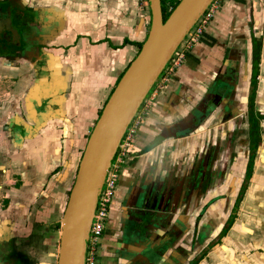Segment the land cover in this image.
I'll use <instances>...</instances> for the list:
<instances>
[{
	"label": "crops",
	"instance_id": "1",
	"mask_svg": "<svg viewBox=\"0 0 264 264\" xmlns=\"http://www.w3.org/2000/svg\"><path fill=\"white\" fill-rule=\"evenodd\" d=\"M12 1L31 17L23 45L42 54L0 58V72L15 80L12 100L0 106V264H58L83 152L148 37L151 9L149 0ZM212 7L183 64L149 96L122 157L96 264H264V145L253 156L249 139L234 138L226 162L233 140L226 130L248 104L262 117L264 143V0H215ZM197 159L203 170L187 187ZM233 212L227 234L210 246Z\"/></svg>",
	"mask_w": 264,
	"mask_h": 264
},
{
	"label": "water",
	"instance_id": "2",
	"mask_svg": "<svg viewBox=\"0 0 264 264\" xmlns=\"http://www.w3.org/2000/svg\"><path fill=\"white\" fill-rule=\"evenodd\" d=\"M214 1L181 0L164 19L162 0H149L148 37L104 107L83 152L63 219L58 264L87 263L94 214L123 138L167 64ZM5 3L6 9L0 11V40L21 46L32 34L31 17L18 14L12 0ZM201 163L198 159L191 163L185 186L201 170ZM183 184H178L180 192ZM170 191L174 196V185Z\"/></svg>",
	"mask_w": 264,
	"mask_h": 264
},
{
	"label": "built area",
	"instance_id": "3",
	"mask_svg": "<svg viewBox=\"0 0 264 264\" xmlns=\"http://www.w3.org/2000/svg\"><path fill=\"white\" fill-rule=\"evenodd\" d=\"M213 4L207 9V11L199 19V21L193 27L189 35L186 37V39L177 49V51L175 52V54L173 55V57L167 64L166 68L164 69L163 73L161 74L160 78L155 83L152 89L153 91L158 81L161 78L164 80L169 79L176 72V70L183 64L185 57H186V52L198 42L200 35L205 30V28L209 25L212 15H213V9H212ZM152 90L151 92H153ZM150 94L148 95L144 103L142 104L140 110L138 111L131 125L129 126L123 138V141L119 147L117 155L113 161V164L108 172L107 178L105 180L103 189L99 197L98 205H97L94 218H93V222H92L90 237L88 241V252H87V263L86 264H96L95 255H96L97 245L100 239L102 238L103 233L106 229V224L109 218L111 204L115 196L116 189L118 187L119 177L121 174L122 161L120 159V153L122 150L121 155H124L125 150H127L128 146L132 143V141L134 140L137 134V131L141 127L143 119H144V110L145 112H147L148 106H149L148 104L153 99L149 97ZM91 251H93L92 261H90V258H89Z\"/></svg>",
	"mask_w": 264,
	"mask_h": 264
},
{
	"label": "rangeland",
	"instance_id": "4",
	"mask_svg": "<svg viewBox=\"0 0 264 264\" xmlns=\"http://www.w3.org/2000/svg\"><path fill=\"white\" fill-rule=\"evenodd\" d=\"M177 0H162V4L163 6H165L166 8H168V10H171L173 5L175 4L174 2H176ZM4 60H6L4 58ZM7 73L8 76H4V74ZM12 73H9V72H0V106H2L4 103L12 100V95H13V90H14V87H13V82L15 81L13 78H11ZM216 99H219V97H216ZM226 100V99H225ZM227 108V107H226ZM242 108H244V106H242ZM214 113V112H213ZM246 115H238V118H237V122L236 124H232V130L231 131H228V129L226 130V134L229 136V140H232V142L230 143V146L227 147L228 148V157L226 158V162L227 161H230L232 160L233 158V154H234V148H235V145H234V138L236 139H241V140H248L249 139V134H248V124L246 122V118H245ZM228 124V123H227ZM222 130H220V136H224L225 134L222 133ZM234 133V136L231 138V133ZM261 142V141H260ZM258 144L259 147H261L262 145H264L263 142H261ZM212 146V145H211ZM212 149H214L213 147L211 149H209V151H212ZM243 150V149H242ZM240 151V150H239ZM122 154V150H121V153H120V159L123 163V156L125 155V152H124V155H121ZM202 166V165H201ZM212 167V166H211ZM203 170V166L201 167V170L199 172H201ZM244 194L242 195V198H243ZM241 202H239L240 204ZM239 206V205H238ZM236 211L239 209V207H236ZM235 222V220H234ZM216 233V231H215ZM227 234V233H226ZM220 235V233L218 234ZM216 236L211 242L210 246H212L213 244L215 243H218L220 237L219 236ZM222 238V237H221ZM89 258H90V261L93 260V251L90 252V255H89ZM197 259V258H196Z\"/></svg>",
	"mask_w": 264,
	"mask_h": 264
},
{
	"label": "flooded vegetation",
	"instance_id": "5",
	"mask_svg": "<svg viewBox=\"0 0 264 264\" xmlns=\"http://www.w3.org/2000/svg\"><path fill=\"white\" fill-rule=\"evenodd\" d=\"M4 4H6L5 1L0 0V11H1V9L3 11L6 9V6L3 7ZM18 14H15V17H14V22L16 24H18V18H17ZM31 53L32 52H31L30 48L24 46L23 44L21 46H19V45H16L14 43L12 44L10 42L0 40V58H3V59L6 58V59H9V61H14L18 57H29V58L34 59V56H33L34 54H31ZM255 55H256L255 56L256 60H257L256 64L259 67V65H260V63H259V50L256 51ZM38 65H40V64L38 63ZM245 114H247V116H245V118H246V122L248 124V134H249V140H250L249 149H250V152L252 153V151H253L252 142L255 139L254 136L261 133V127H260V123H259V132L256 128L255 129L253 128V122L257 121V118H256L257 114H256V116L254 115L255 116L254 118H252L251 104H248V110L246 111ZM255 118H256V120H255Z\"/></svg>",
	"mask_w": 264,
	"mask_h": 264
},
{
	"label": "trees",
	"instance_id": "6",
	"mask_svg": "<svg viewBox=\"0 0 264 264\" xmlns=\"http://www.w3.org/2000/svg\"><path fill=\"white\" fill-rule=\"evenodd\" d=\"M181 0H177L176 2H174L175 4L173 5V7H172V9L171 10H168V8H166L165 6H163V4H162V11H163V15H164V19H167V17L169 16V14L173 11V9L179 4V2H180ZM163 3V2H162ZM39 48H36L34 51H33V53H34V58H36V57H40V54H42L41 53V51H39L38 50ZM40 65H42L43 64V61H40V63H39ZM256 66H257V64H256ZM258 67V66H257ZM255 71H256V69H255ZM258 74V72L256 71V74L255 75H257ZM256 89H257V79H256V76H254V78H253V81H252V92H251V103H254V98H255V95H256ZM251 115H252V118H254L255 116V114H254V111L253 110H251ZM262 117L260 116V115H258V119H257V121H254L253 122V128L255 129H257L258 130V132H259V123H260V119H261ZM255 120H256V118H255ZM254 141L252 142V146H253V151H252V153H253V156L256 154V151H257V147H258V144H259V142L261 141V138H260V134H257L256 136H254ZM251 157V159L249 160V162H248V169H247V172H246V179H245V184H244V186H243V189H242V194L240 195V198H238V200H237V202H236V207L239 205V202L241 201V199H242V195L244 194V192H245V190H246V187H247V185H248V182H249V179H250V177H251V175H252V171H253V160H254V157ZM236 211V208H235V210H234V212ZM232 213V215L230 216V218H229V220L226 222V224H225V226L223 227V229H222V231L220 232V235H219V237L221 238L223 235H225L227 232H228V230L230 229V227H231V225H232V223H233V219L235 218V216H236V214L235 213Z\"/></svg>",
	"mask_w": 264,
	"mask_h": 264
}]
</instances>
